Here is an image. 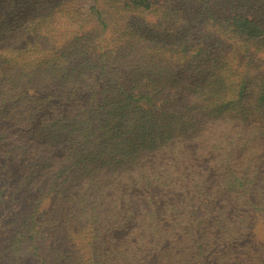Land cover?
I'll return each instance as SVG.
<instances>
[{
  "label": "trees",
  "instance_id": "trees-1",
  "mask_svg": "<svg viewBox=\"0 0 264 264\" xmlns=\"http://www.w3.org/2000/svg\"><path fill=\"white\" fill-rule=\"evenodd\" d=\"M188 4L0 0L4 264H264V0Z\"/></svg>",
  "mask_w": 264,
  "mask_h": 264
},
{
  "label": "rangeland",
  "instance_id": "rangeland-1",
  "mask_svg": "<svg viewBox=\"0 0 264 264\" xmlns=\"http://www.w3.org/2000/svg\"><path fill=\"white\" fill-rule=\"evenodd\" d=\"M167 6H170L174 9L179 10L178 13L183 12H194L195 9L191 8L188 4V1L194 0H165ZM89 0H79V3L82 7H85ZM197 10V9H196ZM199 13V12H198ZM196 13V15H199ZM194 17H197V16ZM205 16L206 13H204ZM203 15V16H204ZM261 65L264 64V55L261 60ZM264 71V66L262 69ZM5 203L3 206H0V264H4L5 262V253L3 252L4 242L6 241V237L8 235V231L17 221L18 215L20 211H24L25 206L22 205L23 199L20 196L15 195L13 200L12 196L9 194L5 195ZM46 202H43V206ZM250 224H249V235L250 240L255 245H260L264 247V216L259 212H251L249 216ZM60 238L63 241L65 236L60 233Z\"/></svg>",
  "mask_w": 264,
  "mask_h": 264
}]
</instances>
